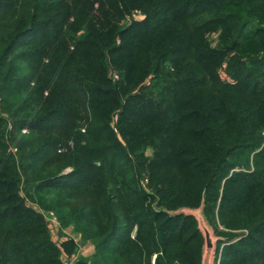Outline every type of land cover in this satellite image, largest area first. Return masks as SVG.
Returning <instances> with one entry per match:
<instances>
[{
    "label": "trees",
    "instance_id": "1",
    "mask_svg": "<svg viewBox=\"0 0 264 264\" xmlns=\"http://www.w3.org/2000/svg\"><path fill=\"white\" fill-rule=\"evenodd\" d=\"M200 207L264 264V0H0V264H202Z\"/></svg>",
    "mask_w": 264,
    "mask_h": 264
},
{
    "label": "rangeland",
    "instance_id": "2",
    "mask_svg": "<svg viewBox=\"0 0 264 264\" xmlns=\"http://www.w3.org/2000/svg\"><path fill=\"white\" fill-rule=\"evenodd\" d=\"M195 213L198 215V217L200 218V226L201 228L203 229V231L205 229H208L211 231V228L208 227L206 225V223H204L203 221V217H202V214L200 213L199 209L195 210ZM50 216V214L48 215ZM49 228L51 229L52 231V234L54 236L55 239H59L62 234L63 235H68V236H72L74 237L75 241L77 242L78 244V255H85V256H88V255H91L94 251V246L91 242H87V241H83L81 239V235L76 233L74 230H73V227L70 226V227H67V228H64L63 230H61L60 228V224L59 222H53V221H49ZM61 231H62V234H61ZM211 236H212V239L213 241H215L217 239V236H214L213 232L211 231ZM214 247H216L214 245ZM212 252V250H211ZM215 255H216V248H214L213 250V256H211L212 258V263L214 264L215 263Z\"/></svg>",
    "mask_w": 264,
    "mask_h": 264
},
{
    "label": "water",
    "instance_id": "3",
    "mask_svg": "<svg viewBox=\"0 0 264 264\" xmlns=\"http://www.w3.org/2000/svg\"><path fill=\"white\" fill-rule=\"evenodd\" d=\"M197 209H199L200 213L202 214L204 223H206V225L208 227H210L209 224L207 223L204 215H203L202 207L197 208ZM197 209L184 208V209L179 210L178 212H186L188 214H193V215L196 216V218L198 219V222H199V227H200V229L202 230V232H203V234L205 236V247H204V254H203L202 264H213L212 263V259H211L212 257L211 256H213V250H214V248H216V247H214V245L216 246V243H217V241H218L219 238L217 237V239L215 241H213L212 236H211V231L213 232V230H212L211 227H210L211 228V231L208 230V229H205L203 231V229L200 226V218L195 213V210H197ZM213 234H214V232H213ZM211 250H212V252H211Z\"/></svg>",
    "mask_w": 264,
    "mask_h": 264
},
{
    "label": "built area",
    "instance_id": "4",
    "mask_svg": "<svg viewBox=\"0 0 264 264\" xmlns=\"http://www.w3.org/2000/svg\"><path fill=\"white\" fill-rule=\"evenodd\" d=\"M49 214H50V216H48ZM45 215H46V218H47L48 221L57 222V218H56V216H55L52 212H50V213H45ZM76 258H77V257H73V258H71V259L68 261V264H75Z\"/></svg>",
    "mask_w": 264,
    "mask_h": 264
}]
</instances>
